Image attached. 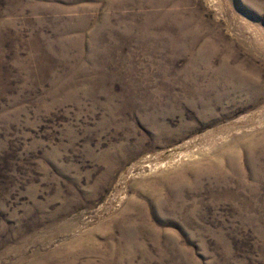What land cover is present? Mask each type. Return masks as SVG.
I'll return each instance as SVG.
<instances>
[{"label": "rangeland", "instance_id": "374dc122", "mask_svg": "<svg viewBox=\"0 0 264 264\" xmlns=\"http://www.w3.org/2000/svg\"><path fill=\"white\" fill-rule=\"evenodd\" d=\"M0 264H264V0H0Z\"/></svg>", "mask_w": 264, "mask_h": 264}]
</instances>
